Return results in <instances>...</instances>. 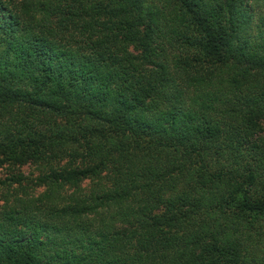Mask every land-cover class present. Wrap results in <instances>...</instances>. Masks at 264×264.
I'll return each instance as SVG.
<instances>
[{"label": "trees", "instance_id": "16d2710c", "mask_svg": "<svg viewBox=\"0 0 264 264\" xmlns=\"http://www.w3.org/2000/svg\"><path fill=\"white\" fill-rule=\"evenodd\" d=\"M24 162L0 264H264V0H0Z\"/></svg>", "mask_w": 264, "mask_h": 264}, {"label": "rangeland", "instance_id": "374dc122", "mask_svg": "<svg viewBox=\"0 0 264 264\" xmlns=\"http://www.w3.org/2000/svg\"><path fill=\"white\" fill-rule=\"evenodd\" d=\"M35 165H33L31 162H24L22 164H12V163H6L2 166H0V177L3 178L5 177L9 172L11 171H21L25 174L28 175H34L36 171V169L34 168ZM91 184V182L89 180H84L81 185L83 187H86L85 189L89 188V185ZM43 190V187L40 186L38 188H36L37 192H40Z\"/></svg>", "mask_w": 264, "mask_h": 264}]
</instances>
